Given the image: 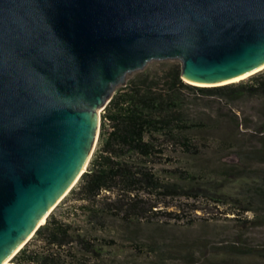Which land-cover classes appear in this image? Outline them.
Segmentation results:
<instances>
[{"label": "water", "instance_id": "obj_1", "mask_svg": "<svg viewBox=\"0 0 264 264\" xmlns=\"http://www.w3.org/2000/svg\"><path fill=\"white\" fill-rule=\"evenodd\" d=\"M168 60L207 86L263 70L228 81L264 63V0H0V264L86 172L125 74Z\"/></svg>", "mask_w": 264, "mask_h": 264}, {"label": "trees", "instance_id": "obj_2", "mask_svg": "<svg viewBox=\"0 0 264 264\" xmlns=\"http://www.w3.org/2000/svg\"><path fill=\"white\" fill-rule=\"evenodd\" d=\"M155 65L114 92L103 109L98 143L86 172L10 264H77L85 257L117 264L102 259L103 245L92 233L108 220L120 219L131 239L130 223L156 208L145 194L195 201L204 196L216 204L233 201L252 214L241 221V228L264 226V168L259 167L264 165V69L238 82L197 86L181 78L178 61ZM189 95L195 100L189 101ZM204 99L215 101L214 113L197 110ZM246 104L253 105V113L240 118L235 108ZM195 133L213 135V149L219 155L215 177H180L174 167L182 155L200 157ZM231 156L235 161L221 162ZM161 164L171 170L159 169ZM231 179L251 180L241 187V198L227 199L218 192ZM71 201L79 204L68 211L70 206L64 204ZM72 210L84 214V226L72 224ZM184 258V264H264V238L254 242L241 230L202 262L193 254Z\"/></svg>", "mask_w": 264, "mask_h": 264}, {"label": "rangeland", "instance_id": "obj_3", "mask_svg": "<svg viewBox=\"0 0 264 264\" xmlns=\"http://www.w3.org/2000/svg\"><path fill=\"white\" fill-rule=\"evenodd\" d=\"M157 62L159 61H150L142 70L126 73L124 84L119 85L116 90L125 85L137 73L147 69H155ZM166 62H173V60ZM194 98L193 95H189V101H194ZM196 108L200 113H214L216 111L215 101L204 99L203 102H199ZM235 109L238 110L237 113L240 118L243 117V114L253 113L252 104L240 105ZM102 113L103 110L101 109L100 124ZM239 130L244 131L243 128H239ZM195 134L197 137L195 139H198L200 146L198 150L202 151L199 154L200 157L191 158L182 155L174 167L179 169L180 177L187 175L203 180L215 177V169L219 167V155L213 149V135ZM98 139L95 142L94 150ZM233 161L235 159L232 156L226 160H221V162ZM259 167L264 168V165H259ZM159 169L171 170L165 164L159 165ZM250 181L249 179H231L226 185L219 188L218 192L226 195L227 199L241 198V187ZM144 199L150 204H155L156 208L153 209L154 211L147 210L141 217L135 218L130 223L128 229L132 230L131 239L126 238L127 233L123 230L125 224L120 219L108 220L103 228L92 233L99 238L103 245L104 255L102 259L105 262L117 264H184L185 254H193L195 260L202 262L203 258L211 257L212 250L216 246L230 242L235 234L241 230L247 231L248 237L254 242H260L264 238V226L249 229L241 228V221L245 218H251L252 214L243 212L233 201L228 200L226 203L216 204L204 196H199V199L195 201L177 196L150 198L146 194ZM67 204L70 206L69 211L72 209L71 206L74 207L79 202L71 201L64 206ZM195 206L198 208L197 210H193ZM72 211L75 212V215L69 217L72 224L78 227L84 226V221H86L84 214L80 210ZM77 264H99V262L85 257Z\"/></svg>", "mask_w": 264, "mask_h": 264}, {"label": "bare ground", "instance_id": "obj_4", "mask_svg": "<svg viewBox=\"0 0 264 264\" xmlns=\"http://www.w3.org/2000/svg\"><path fill=\"white\" fill-rule=\"evenodd\" d=\"M264 66V63L263 64H261L260 66H258L257 68H254L253 70H251V71H249V72H247V73H245V74H243V75H241V76H238V77H236V78H232V79H230V80H228V81H237V80H239L240 78H243V77H246V76H248L249 74H251L252 72H254V71H256V70H258V69H260V68H262ZM194 84H198V85H210V84H200V83H194ZM98 127H99V110H97V121H96V132H95V137H94V139H93V142H92V145H91V148H90V151L88 152V154H87V157H86V159H85V161H84V164H83V166L81 167V170H79L80 172L84 169V167L86 166V164H87V162H88V160H89V158H90V154L92 153V150H93V147H94V144H95V142H96V138H97V134H98ZM80 172H78L77 173V176H75V178L73 179V182L77 179V177L79 176V173ZM72 185V182H71V184L64 190V192L59 196V198L55 201V203L54 204H56L59 200H60V198L62 197V195L68 190V188L70 187ZM53 204V205H54ZM53 206H51V208H52ZM50 208V209H51ZM50 209L44 214V216L40 219V222H42L43 220H44V218H45V216L48 214V212L50 211ZM34 229V228H33ZM23 244V243H22ZM21 244V245H22ZM16 251V250H15ZM14 251V252H15ZM14 252L12 253V254H14ZM12 254L9 256V257H11L12 256ZM9 257H7L1 264H5L6 263V261H7V259L9 258Z\"/></svg>", "mask_w": 264, "mask_h": 264}]
</instances>
